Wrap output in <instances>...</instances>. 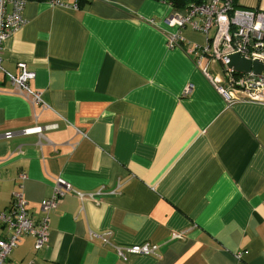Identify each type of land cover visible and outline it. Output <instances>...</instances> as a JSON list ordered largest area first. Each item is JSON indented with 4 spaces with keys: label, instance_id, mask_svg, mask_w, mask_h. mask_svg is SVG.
<instances>
[{
    "label": "crops",
    "instance_id": "obj_1",
    "mask_svg": "<svg viewBox=\"0 0 264 264\" xmlns=\"http://www.w3.org/2000/svg\"><path fill=\"white\" fill-rule=\"evenodd\" d=\"M24 1L1 67L16 75L23 64L48 108H32L0 74V211L21 173L34 220L57 178L90 196L67 193L46 245L36 251L26 236L7 264H264V105L228 106L181 49L167 48L175 30L163 20L182 11L163 0ZM235 2L264 13V0ZM181 36L205 43L189 29ZM33 127L45 129L22 133ZM106 232L114 246L158 245L160 258L122 261L90 236Z\"/></svg>",
    "mask_w": 264,
    "mask_h": 264
},
{
    "label": "built area",
    "instance_id": "obj_2",
    "mask_svg": "<svg viewBox=\"0 0 264 264\" xmlns=\"http://www.w3.org/2000/svg\"><path fill=\"white\" fill-rule=\"evenodd\" d=\"M24 0H0V74L14 88L15 93L29 102L32 108L47 109L41 100L40 93L32 90L29 82L34 74L27 71L23 64H19L18 73L11 75L1 67L2 45L12 33L19 31L24 20L22 10ZM51 7L77 9V4H67L65 0H48ZM10 11H7V7ZM163 24L175 30L167 32L166 46L169 49H181L193 62L196 69L212 85L214 90L230 106L238 102H249L264 105V13L258 10L233 6L232 0H203L192 3L180 13H171L163 20ZM185 29L200 33L205 38L203 45L185 43L181 34ZM237 56L250 63H258L259 72L252 68L244 73L237 72L229 66L230 57ZM191 87L188 86L183 96L187 95ZM0 90V94H2ZM50 126L46 129H54ZM45 129V128H43ZM40 127L23 130V134L40 135ZM11 133L3 135L11 138ZM17 189L12 193L7 209L0 211V225L7 232L0 239V264H7L12 251L26 236L35 239L34 250L42 249L48 240L49 217L57 208L61 199L67 193L75 194L80 200L90 195L75 193L71 186L62 179L54 181L52 194L40 203L41 217L34 220L27 210L23 197L22 183L26 175H18ZM103 195V193L98 192ZM116 195V189L107 192ZM91 238L99 239L102 244L112 247L117 257L126 261L132 255L147 256L159 259V246L143 243L133 246H114L110 243V232L102 235L90 234ZM182 232L171 234L170 240H182ZM237 254V258H239Z\"/></svg>",
    "mask_w": 264,
    "mask_h": 264
},
{
    "label": "water",
    "instance_id": "obj_3",
    "mask_svg": "<svg viewBox=\"0 0 264 264\" xmlns=\"http://www.w3.org/2000/svg\"><path fill=\"white\" fill-rule=\"evenodd\" d=\"M230 67H233L237 72H248L251 68L259 72L261 70V67L258 63H250L248 61H244L243 59L237 57V56H232L230 57Z\"/></svg>",
    "mask_w": 264,
    "mask_h": 264
},
{
    "label": "trees",
    "instance_id": "obj_4",
    "mask_svg": "<svg viewBox=\"0 0 264 264\" xmlns=\"http://www.w3.org/2000/svg\"><path fill=\"white\" fill-rule=\"evenodd\" d=\"M166 1L167 3L171 4L173 9L181 10L183 11L184 8L189 6L192 3H200L203 0H163ZM233 6L239 7L235 0H232Z\"/></svg>",
    "mask_w": 264,
    "mask_h": 264
}]
</instances>
